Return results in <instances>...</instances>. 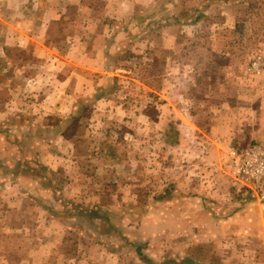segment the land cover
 Returning <instances> with one entry per match:
<instances>
[{
    "label": "rangeland",
    "instance_id": "obj_1",
    "mask_svg": "<svg viewBox=\"0 0 264 264\" xmlns=\"http://www.w3.org/2000/svg\"><path fill=\"white\" fill-rule=\"evenodd\" d=\"M252 145L264 0H0V264H264Z\"/></svg>",
    "mask_w": 264,
    "mask_h": 264
},
{
    "label": "built area",
    "instance_id": "obj_2",
    "mask_svg": "<svg viewBox=\"0 0 264 264\" xmlns=\"http://www.w3.org/2000/svg\"><path fill=\"white\" fill-rule=\"evenodd\" d=\"M231 168L237 181L253 183L261 187L264 182V148L252 145L243 150L232 149L230 153Z\"/></svg>",
    "mask_w": 264,
    "mask_h": 264
},
{
    "label": "crops",
    "instance_id": "obj_3",
    "mask_svg": "<svg viewBox=\"0 0 264 264\" xmlns=\"http://www.w3.org/2000/svg\"><path fill=\"white\" fill-rule=\"evenodd\" d=\"M217 170H218V169H217ZM220 170H222V169L220 168ZM214 171H215V169H214ZM217 173H221V172L218 170ZM1 203L3 204V206H5V203H6V202H5V201H0V204H1ZM8 204H9L8 206L11 207V205H10L9 202H8ZM0 208H1V207H0Z\"/></svg>",
    "mask_w": 264,
    "mask_h": 264
},
{
    "label": "trees",
    "instance_id": "obj_4",
    "mask_svg": "<svg viewBox=\"0 0 264 264\" xmlns=\"http://www.w3.org/2000/svg\"><path fill=\"white\" fill-rule=\"evenodd\" d=\"M149 262V261H148ZM150 263V262H149ZM151 264V263H150ZM185 264V263H184Z\"/></svg>",
    "mask_w": 264,
    "mask_h": 264
}]
</instances>
